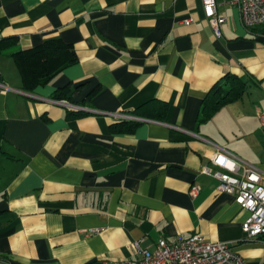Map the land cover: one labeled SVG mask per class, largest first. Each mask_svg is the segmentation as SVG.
<instances>
[{"label":"crops","instance_id":"1","mask_svg":"<svg viewBox=\"0 0 264 264\" xmlns=\"http://www.w3.org/2000/svg\"><path fill=\"white\" fill-rule=\"evenodd\" d=\"M215 1L219 37L202 0H0V264H101L195 232L261 264L247 211L201 169L221 147L264 172V24ZM50 38L77 61L24 90L9 53ZM234 80L240 95L199 122ZM64 86L83 109L52 101ZM114 113L139 122L114 131L131 124Z\"/></svg>","mask_w":264,"mask_h":264},{"label":"built area","instance_id":"2","mask_svg":"<svg viewBox=\"0 0 264 264\" xmlns=\"http://www.w3.org/2000/svg\"><path fill=\"white\" fill-rule=\"evenodd\" d=\"M230 2L237 7L240 20L246 27L264 24V0ZM202 6L213 34L219 37L225 18L217 11L216 1L202 0ZM191 22V18L184 20L185 25ZM52 101L70 109H83L65 100ZM113 115L119 119L136 118L121 113ZM258 118L264 127V112H259ZM210 160L212 167L205 166L201 171L216 178L217 189L232 195L236 203L247 211L248 215L241 223L246 238L264 240V172L221 147L215 148ZM197 191L198 186L190 189L192 195ZM141 242L142 239H139L132 243L136 257L104 260L101 264H245L243 257L227 242L211 241L197 232L173 241L160 238L153 250L143 247Z\"/></svg>","mask_w":264,"mask_h":264},{"label":"trees","instance_id":"3","mask_svg":"<svg viewBox=\"0 0 264 264\" xmlns=\"http://www.w3.org/2000/svg\"><path fill=\"white\" fill-rule=\"evenodd\" d=\"M9 55L13 58L19 71L22 88L27 91H32L35 87L48 83L63 68L77 61L73 48L57 38L47 39L31 48L10 52ZM219 84L213 87L207 99L204 100L199 122L206 121L215 110L238 97L242 91L239 80H234L225 92H221ZM67 91L68 86L58 88L52 98L55 100H68ZM72 112L74 111H71V115L79 114V111ZM120 122V124H123V122H130L131 124L126 127L119 125L120 127L113 128L114 131H132L134 123L139 121L129 119ZM261 264H264V260Z\"/></svg>","mask_w":264,"mask_h":264}]
</instances>
